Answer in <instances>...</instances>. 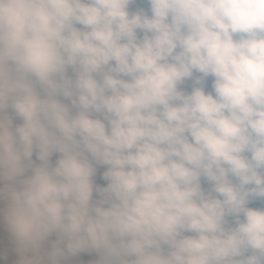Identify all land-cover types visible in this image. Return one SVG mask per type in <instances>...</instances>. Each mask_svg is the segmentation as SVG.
I'll use <instances>...</instances> for the list:
<instances>
[{"label": "clouds", "instance_id": "1", "mask_svg": "<svg viewBox=\"0 0 264 264\" xmlns=\"http://www.w3.org/2000/svg\"><path fill=\"white\" fill-rule=\"evenodd\" d=\"M81 253L264 264V0H0V264Z\"/></svg>", "mask_w": 264, "mask_h": 264}, {"label": "trees", "instance_id": "2", "mask_svg": "<svg viewBox=\"0 0 264 264\" xmlns=\"http://www.w3.org/2000/svg\"><path fill=\"white\" fill-rule=\"evenodd\" d=\"M95 259V254H88V253H82L80 260H79V264H81V262H83V264H87V261Z\"/></svg>", "mask_w": 264, "mask_h": 264}, {"label": "rangeland", "instance_id": "3", "mask_svg": "<svg viewBox=\"0 0 264 264\" xmlns=\"http://www.w3.org/2000/svg\"><path fill=\"white\" fill-rule=\"evenodd\" d=\"M80 256H81V254L78 255L77 257L70 258L69 261L67 262V264H79Z\"/></svg>", "mask_w": 264, "mask_h": 264}, {"label": "crops", "instance_id": "4", "mask_svg": "<svg viewBox=\"0 0 264 264\" xmlns=\"http://www.w3.org/2000/svg\"><path fill=\"white\" fill-rule=\"evenodd\" d=\"M6 239V238H5ZM81 255H82V253H81ZM81 257V256H80ZM79 260H80V258H79Z\"/></svg>", "mask_w": 264, "mask_h": 264}]
</instances>
